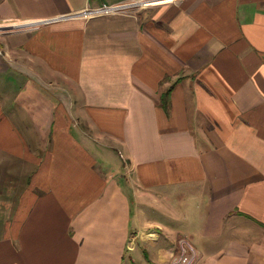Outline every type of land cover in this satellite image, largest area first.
Listing matches in <instances>:
<instances>
[{
  "label": "crops",
  "instance_id": "obj_1",
  "mask_svg": "<svg viewBox=\"0 0 264 264\" xmlns=\"http://www.w3.org/2000/svg\"><path fill=\"white\" fill-rule=\"evenodd\" d=\"M0 26V264H264V0H0Z\"/></svg>",
  "mask_w": 264,
  "mask_h": 264
},
{
  "label": "built area",
  "instance_id": "obj_2",
  "mask_svg": "<svg viewBox=\"0 0 264 264\" xmlns=\"http://www.w3.org/2000/svg\"><path fill=\"white\" fill-rule=\"evenodd\" d=\"M129 6H132L131 3H124V4H117L113 6H105L101 8H93V9H84L77 13H75L73 16H82V17H88L94 14L98 13H106L111 12L114 10H118L121 8H127ZM12 28L11 26H0V33H3L5 31L10 30ZM181 249L180 252L177 253L173 259L171 264H194L195 261L198 258V253L196 252L195 248L185 239L181 240Z\"/></svg>",
  "mask_w": 264,
  "mask_h": 264
},
{
  "label": "trees",
  "instance_id": "obj_3",
  "mask_svg": "<svg viewBox=\"0 0 264 264\" xmlns=\"http://www.w3.org/2000/svg\"><path fill=\"white\" fill-rule=\"evenodd\" d=\"M161 105L166 109L167 112L170 111V107H171L170 91L166 92V93L162 96V102H161Z\"/></svg>",
  "mask_w": 264,
  "mask_h": 264
},
{
  "label": "rangeland",
  "instance_id": "obj_4",
  "mask_svg": "<svg viewBox=\"0 0 264 264\" xmlns=\"http://www.w3.org/2000/svg\"><path fill=\"white\" fill-rule=\"evenodd\" d=\"M1 52H2V51H1ZM1 67H2V66H1ZM120 159H121V158H119V160H117V163H119V162H120ZM175 255H176V254H175Z\"/></svg>",
  "mask_w": 264,
  "mask_h": 264
}]
</instances>
